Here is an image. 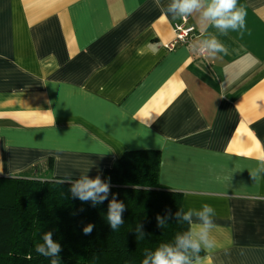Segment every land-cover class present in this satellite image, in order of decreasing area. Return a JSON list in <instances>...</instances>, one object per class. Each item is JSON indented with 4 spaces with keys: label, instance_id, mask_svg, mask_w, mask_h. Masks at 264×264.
Wrapping results in <instances>:
<instances>
[{
    "label": "crops",
    "instance_id": "1",
    "mask_svg": "<svg viewBox=\"0 0 264 264\" xmlns=\"http://www.w3.org/2000/svg\"><path fill=\"white\" fill-rule=\"evenodd\" d=\"M172 4L0 0V177L101 179L124 151L158 150L189 234L215 209L214 247L190 264H264V0H237L235 31L200 0L191 44L168 50ZM212 39L227 53L200 55Z\"/></svg>",
    "mask_w": 264,
    "mask_h": 264
},
{
    "label": "trees",
    "instance_id": "2",
    "mask_svg": "<svg viewBox=\"0 0 264 264\" xmlns=\"http://www.w3.org/2000/svg\"><path fill=\"white\" fill-rule=\"evenodd\" d=\"M159 166L158 150L124 151L103 171L100 180L109 191L95 204L72 192L78 180L0 177V264H50L52 259L58 264H153L155 253L166 247L190 262L200 257L201 249L178 244V237L189 234V223L181 193L160 185ZM114 198L124 210L123 224L113 231L107 216ZM88 225L93 228L85 235ZM47 232L61 245L56 257L35 250Z\"/></svg>",
    "mask_w": 264,
    "mask_h": 264
},
{
    "label": "clouds",
    "instance_id": "3",
    "mask_svg": "<svg viewBox=\"0 0 264 264\" xmlns=\"http://www.w3.org/2000/svg\"><path fill=\"white\" fill-rule=\"evenodd\" d=\"M200 7V0H173L170 11H178L181 15H187L194 9ZM205 18H210L216 27L222 31L231 28L232 30L244 29L246 11L243 7L237 9V0H212V4L203 13ZM205 48L211 49L213 52L227 53V48L212 39L205 41ZM203 50V49H202ZM258 159L264 161V152L258 151ZM246 156H251L252 151L244 153ZM254 181L259 179L257 173H252ZM72 192L80 197L82 201L91 199L93 203L103 201L109 191L107 183H102L100 178L88 179L81 178L72 186ZM103 193L104 195H99ZM124 210V204L118 203L115 198L109 203L108 222L111 228L116 230L123 220L121 213ZM209 214L215 215V209L209 204L202 205V211L199 213L203 225L198 233H190L188 235L178 237V244L185 250L191 248L194 252H199L203 244L205 249L214 247V242L209 239V230L214 226ZM191 212L185 213L184 218L189 219ZM159 219V218H158ZM93 225H88L84 229L85 235L90 234ZM197 238H193V237ZM35 250L38 254L45 257H56L61 252V245L55 242L52 238V233L47 232L43 236V243L35 245ZM50 264H58L57 259H52ZM143 264H148L145 260ZM153 264H190L189 258L182 252L174 251L171 247H166L163 250H158L153 257Z\"/></svg>",
    "mask_w": 264,
    "mask_h": 264
},
{
    "label": "built area",
    "instance_id": "4",
    "mask_svg": "<svg viewBox=\"0 0 264 264\" xmlns=\"http://www.w3.org/2000/svg\"><path fill=\"white\" fill-rule=\"evenodd\" d=\"M173 37L165 44V48L172 50L180 44H191L193 38L196 36L194 26L189 24V17L187 15H180L179 20L173 22ZM203 49V50H202ZM200 55L206 53V48L200 46L197 48Z\"/></svg>",
    "mask_w": 264,
    "mask_h": 264
}]
</instances>
